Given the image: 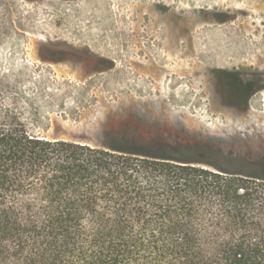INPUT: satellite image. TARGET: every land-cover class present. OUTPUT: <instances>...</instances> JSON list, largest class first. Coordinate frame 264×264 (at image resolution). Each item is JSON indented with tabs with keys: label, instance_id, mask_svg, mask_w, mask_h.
<instances>
[{
	"label": "rangeland",
	"instance_id": "1",
	"mask_svg": "<svg viewBox=\"0 0 264 264\" xmlns=\"http://www.w3.org/2000/svg\"><path fill=\"white\" fill-rule=\"evenodd\" d=\"M257 58L264 0H0V103L47 139L264 162V92L225 110L211 76Z\"/></svg>",
	"mask_w": 264,
	"mask_h": 264
},
{
	"label": "trees",
	"instance_id": "2",
	"mask_svg": "<svg viewBox=\"0 0 264 264\" xmlns=\"http://www.w3.org/2000/svg\"><path fill=\"white\" fill-rule=\"evenodd\" d=\"M184 147L212 159L47 139L0 103V264H264V162Z\"/></svg>",
	"mask_w": 264,
	"mask_h": 264
},
{
	"label": "flooded vegetation",
	"instance_id": "3",
	"mask_svg": "<svg viewBox=\"0 0 264 264\" xmlns=\"http://www.w3.org/2000/svg\"><path fill=\"white\" fill-rule=\"evenodd\" d=\"M211 76L217 80L216 95L219 106L225 110L246 113L251 108V100L264 92V58L229 69L214 68ZM217 144L221 146V140Z\"/></svg>",
	"mask_w": 264,
	"mask_h": 264
},
{
	"label": "bare ground",
	"instance_id": "4",
	"mask_svg": "<svg viewBox=\"0 0 264 264\" xmlns=\"http://www.w3.org/2000/svg\"><path fill=\"white\" fill-rule=\"evenodd\" d=\"M120 17V16H119ZM98 52V51H97Z\"/></svg>",
	"mask_w": 264,
	"mask_h": 264
}]
</instances>
